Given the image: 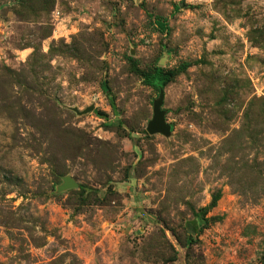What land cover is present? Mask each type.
<instances>
[{
	"label": "rangeland",
	"instance_id": "374dc122",
	"mask_svg": "<svg viewBox=\"0 0 264 264\" xmlns=\"http://www.w3.org/2000/svg\"><path fill=\"white\" fill-rule=\"evenodd\" d=\"M0 264H264V0H0Z\"/></svg>",
	"mask_w": 264,
	"mask_h": 264
},
{
	"label": "water",
	"instance_id": "95a60500",
	"mask_svg": "<svg viewBox=\"0 0 264 264\" xmlns=\"http://www.w3.org/2000/svg\"><path fill=\"white\" fill-rule=\"evenodd\" d=\"M160 104H161V97L154 102L153 105V113H152V119L148 123L146 127V131L148 134H162L164 136L168 135L170 133L171 127L165 123L163 112L160 110ZM92 110V107L86 108L82 113H87ZM76 184L70 179L66 178L64 179V182L62 184V188H75Z\"/></svg>",
	"mask_w": 264,
	"mask_h": 264
},
{
	"label": "trees",
	"instance_id": "16d2710c",
	"mask_svg": "<svg viewBox=\"0 0 264 264\" xmlns=\"http://www.w3.org/2000/svg\"><path fill=\"white\" fill-rule=\"evenodd\" d=\"M170 74L171 72L164 73L161 68H156L150 73H143L142 76L147 85L157 87V82L160 85H165L169 81L168 75Z\"/></svg>",
	"mask_w": 264,
	"mask_h": 264
}]
</instances>
